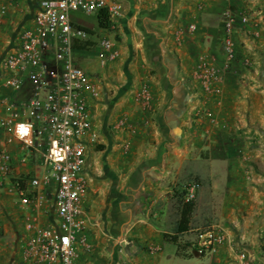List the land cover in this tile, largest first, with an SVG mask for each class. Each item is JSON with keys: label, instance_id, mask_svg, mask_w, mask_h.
Segmentation results:
<instances>
[{"label": "crops", "instance_id": "obj_1", "mask_svg": "<svg viewBox=\"0 0 264 264\" xmlns=\"http://www.w3.org/2000/svg\"><path fill=\"white\" fill-rule=\"evenodd\" d=\"M117 1L123 8L116 30L120 56L88 72L102 90L91 101L99 142L86 163L90 249L79 247L74 264H232L240 251L264 264V240L257 238L264 229V0ZM36 3L0 0L6 8L0 13V56L15 50ZM229 13L258 21L259 36L253 39L251 28L237 22L235 59L226 63L223 21ZM78 24L98 29L97 23ZM191 24L195 30L188 32ZM202 59L222 76L209 93L191 82L193 65ZM142 88L150 95L146 108L135 97ZM7 94L0 88V97ZM28 94L27 88L13 96ZM9 150L11 180L43 172L41 154L23 151L18 141ZM23 155L29 158L20 163ZM11 186H0V264H28L21 256L32 207H24ZM190 186L194 208L189 231L177 239L185 249L178 255L165 235L175 234L179 219L174 193ZM37 192L44 200L33 213L44 224L53 197L46 188ZM209 227L221 229L227 242L210 253L194 250L196 231Z\"/></svg>", "mask_w": 264, "mask_h": 264}, {"label": "built area", "instance_id": "obj_2", "mask_svg": "<svg viewBox=\"0 0 264 264\" xmlns=\"http://www.w3.org/2000/svg\"><path fill=\"white\" fill-rule=\"evenodd\" d=\"M5 9L0 7V13ZM104 9L110 24L97 40L96 57L99 66L114 62L120 52L118 42L109 31L122 17L123 8L117 0H37L32 23L19 34L15 50L0 58V88L11 93L0 97V186L11 181L21 204L32 207L25 224L27 234L21 256L28 264H74L79 247L85 252L90 249L83 210L90 183L86 163L99 142V132L93 126L91 101L100 99L102 90L75 62L79 52L75 44L88 40L91 35L71 14L96 17ZM237 22L251 28L253 39L259 36V22L250 15L226 14L223 21L226 63L235 59L232 35ZM193 30L194 25L187 26L188 32ZM183 32V29L177 31L178 41ZM221 81L222 76L213 63L202 59L193 65L191 82L204 93L216 90L215 84ZM27 88L26 98L13 96ZM135 97L141 107L148 106L150 95L145 88ZM15 141L23 151L42 155L44 170L40 175L11 180L15 165L9 146ZM238 152L242 154L241 150ZM28 158L20 156L19 162L24 163ZM245 175L251 179L252 170L246 169ZM40 188L49 189L53 197L51 219L44 224L33 213L44 200L37 192ZM194 199L195 187L190 186L184 202ZM257 238L264 240V229L257 233ZM226 242L221 229L209 227L196 231L192 247L198 252L210 253ZM145 247L149 253L158 252L156 247ZM119 252L124 253L123 247ZM232 264L259 262L240 251Z\"/></svg>", "mask_w": 264, "mask_h": 264}, {"label": "trees", "instance_id": "obj_3", "mask_svg": "<svg viewBox=\"0 0 264 264\" xmlns=\"http://www.w3.org/2000/svg\"><path fill=\"white\" fill-rule=\"evenodd\" d=\"M97 28L99 30H105L108 28L110 24L109 15L106 11V9L101 10L100 13L95 17ZM87 33H89L91 36L95 35V32L92 30H89L88 28L82 27ZM94 43L90 42L89 40L81 41L79 43L75 44L76 49H85L87 47H92ZM187 191L183 192L179 200L177 201V207L179 210V219L176 224L175 228V234L174 235H165V239L168 241L173 242L177 247V254L182 255L181 252L183 247L180 246V244L177 243V239L179 236H182L183 234L187 233L189 231V223H190V215L192 213V210L194 208V201L184 202V196Z\"/></svg>", "mask_w": 264, "mask_h": 264}, {"label": "rangeland", "instance_id": "obj_4", "mask_svg": "<svg viewBox=\"0 0 264 264\" xmlns=\"http://www.w3.org/2000/svg\"><path fill=\"white\" fill-rule=\"evenodd\" d=\"M71 18L77 23L86 24L88 26H96L94 16H87L83 13H72ZM117 27H118V24L115 26V28L113 30L109 31V32H112L113 37L115 38L116 41H118V34L116 33ZM93 32H95V35L88 38V40L95 44L97 42L98 38L102 35V33L99 29H96V31H93ZM79 51L80 52H78V54H76V56H75V62L80 67H82L85 71L90 72V70H92V67L94 65L99 66V63L97 62V57L95 56L96 52H97V48L95 45H93L92 47H87L85 49H79ZM1 57L2 56H0V58ZM0 83H1V79H0ZM6 92L8 94H11L7 90H6ZM185 191H187V187H184L180 190H177L174 193V197L176 198L177 201L181 197L182 193Z\"/></svg>", "mask_w": 264, "mask_h": 264}, {"label": "water", "instance_id": "obj_5", "mask_svg": "<svg viewBox=\"0 0 264 264\" xmlns=\"http://www.w3.org/2000/svg\"><path fill=\"white\" fill-rule=\"evenodd\" d=\"M127 249V248H126Z\"/></svg>", "mask_w": 264, "mask_h": 264}]
</instances>
